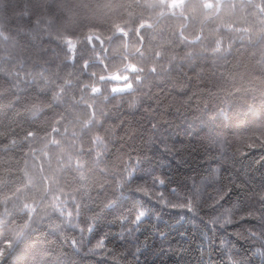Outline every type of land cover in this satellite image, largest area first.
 Returning a JSON list of instances; mask_svg holds the SVG:
<instances>
[{
	"label": "trees",
	"instance_id": "16d2710c",
	"mask_svg": "<svg viewBox=\"0 0 264 264\" xmlns=\"http://www.w3.org/2000/svg\"><path fill=\"white\" fill-rule=\"evenodd\" d=\"M77 1L0 0V264H206L198 236L121 240L118 216L162 160L202 173L210 132L241 191L260 184L264 148L244 143L264 132V0ZM166 147L198 152L185 167Z\"/></svg>",
	"mask_w": 264,
	"mask_h": 264
},
{
	"label": "snow or ice",
	"instance_id": "6c2138e0",
	"mask_svg": "<svg viewBox=\"0 0 264 264\" xmlns=\"http://www.w3.org/2000/svg\"><path fill=\"white\" fill-rule=\"evenodd\" d=\"M204 141L214 151L205 149L203 162L207 167L203 172L177 178L171 160H162L160 170L149 171L147 179L137 186L139 196L123 206L118 216L121 232L116 235L124 240L151 227L161 240H167L169 233L176 231L189 242L199 237L198 251L201 257L207 254L206 264H264V173L259 185L242 192L237 177L223 168L226 153L215 133L210 132ZM257 146L264 148V132L244 143L246 148ZM165 151L177 165L185 167L198 152L192 148L189 157L182 155L188 151L183 147H166ZM147 159L141 157L140 162ZM104 226L92 224L89 228L96 236L95 249L107 247L109 237L99 235ZM213 255L219 259H212Z\"/></svg>",
	"mask_w": 264,
	"mask_h": 264
},
{
	"label": "rangeland",
	"instance_id": "374dc122",
	"mask_svg": "<svg viewBox=\"0 0 264 264\" xmlns=\"http://www.w3.org/2000/svg\"><path fill=\"white\" fill-rule=\"evenodd\" d=\"M207 1V6H210L212 3H213V0H206ZM74 2H76V0H74ZM102 2V1H101ZM111 2V4H112V6L114 5V3H116V2H118V1H116V0H104L103 2H102V4H101V6H100V8H98V9H96L95 7H94V9H96V10H94V12H96V13H101L102 15H107V12H105V13H102V12H104L105 10H106V5L107 4H109ZM184 3V1H176L175 3H174V5L175 6H178V5H180V4H183ZM84 4V0H78L77 1V3H76V7H81L82 5ZM74 8H75V5L73 6ZM73 8V9H74ZM178 10V9H177ZM235 10V15H236V18H244L245 17V15L243 14L242 15V13L245 11V7H243L241 4H239V6H238V8L237 9H234ZM223 11V6H222V4L220 5V9H219V11H218V13H216V16L215 17H213L212 16V14L210 13V14H208V17H213L210 21H214V20H217L218 19V17H219V15L221 14V12ZM85 12H86V14H89V12L85 9ZM69 12H67V14L65 13V16H66V18H67V20H68V22L69 21H72V20H74V16L75 15H77L78 13H80L81 15H84L85 13H83V12H80V11H75V14L73 13V10H72V12L70 13V14H68ZM96 13H94L95 14V16H98L99 14H97L96 15ZM242 16V17H241ZM90 20H92V21H95L94 20V18L92 17ZM219 21H222V20H224V18L222 17V18H220V19H218ZM98 21V20H97ZM122 41H117V43H116V45L117 44H121L122 45ZM115 45V46H116ZM136 47V45H134V48ZM257 65H258V62H257ZM113 77H112V79L115 81V84L112 86V91H113V93H127V92H131L132 90H133V86H132V84L130 83V81H129V78L127 77V76H123V75H121V74H115V75H112ZM157 87V86H156ZM176 88V90L178 89V87H177V85H171V90H172V92H171V94L172 93H174V89ZM246 90V89H245ZM168 93H170V89L167 91ZM151 98V97H150ZM149 98V99H150ZM174 100H176V99H174ZM146 101H148V100H146ZM146 101H144V103L146 102ZM153 102V101H152ZM164 105H167L166 103H164ZM232 115H234V114H232ZM126 162L127 161H125V163H124V165L122 166V167H120L121 168V170L122 171H124L125 170V166H126ZM120 173V172H119ZM34 255V256H33ZM31 257H34L33 259H32V261H30L31 262V264H32V262H33V260L35 259V254H33Z\"/></svg>",
	"mask_w": 264,
	"mask_h": 264
}]
</instances>
